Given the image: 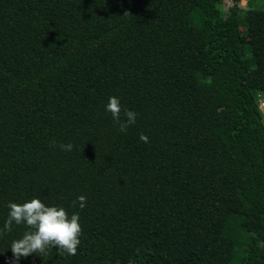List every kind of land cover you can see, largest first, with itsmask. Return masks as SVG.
Instances as JSON below:
<instances>
[{"label":"trees","instance_id":"obj_1","mask_svg":"<svg viewBox=\"0 0 264 264\" xmlns=\"http://www.w3.org/2000/svg\"><path fill=\"white\" fill-rule=\"evenodd\" d=\"M224 1L0 0V229L32 199L82 227L20 264H264V9L253 45Z\"/></svg>","mask_w":264,"mask_h":264},{"label":"clouds","instance_id":"obj_2","mask_svg":"<svg viewBox=\"0 0 264 264\" xmlns=\"http://www.w3.org/2000/svg\"><path fill=\"white\" fill-rule=\"evenodd\" d=\"M108 111L120 132H127L128 128L136 123L137 113L122 108L118 97H110L106 105ZM140 140L148 143V137L141 134ZM51 147H57L55 141H52ZM60 150L71 152L74 145L60 144ZM79 207L83 210L86 207V197H78ZM76 201L73 202V207ZM8 218L0 229V236L6 232H11L13 224L24 225L30 231H26L23 237L14 240L11 244L12 259L9 264H20L21 258H27L33 255L40 257L47 255L52 249H58V253L69 256L77 255L78 247L81 244L82 227L80 216L74 213L68 215L64 208L55 206H46L40 199H32L23 204L9 203ZM264 248V243L259 244Z\"/></svg>","mask_w":264,"mask_h":264},{"label":"rangeland","instance_id":"obj_3","mask_svg":"<svg viewBox=\"0 0 264 264\" xmlns=\"http://www.w3.org/2000/svg\"><path fill=\"white\" fill-rule=\"evenodd\" d=\"M232 4L231 0H225L223 5L219 7L221 12H226L227 8ZM249 5H253L250 8ZM264 5V0H242L238 3L239 6V16L241 19L240 28L243 32L244 40L253 45H258L260 43V19L262 14V9ZM249 55V52L246 53ZM264 96L259 93L257 105L259 111L264 118ZM243 249L235 252V255L242 256Z\"/></svg>","mask_w":264,"mask_h":264},{"label":"built area","instance_id":"obj_4","mask_svg":"<svg viewBox=\"0 0 264 264\" xmlns=\"http://www.w3.org/2000/svg\"><path fill=\"white\" fill-rule=\"evenodd\" d=\"M264 104V103H263Z\"/></svg>","mask_w":264,"mask_h":264}]
</instances>
